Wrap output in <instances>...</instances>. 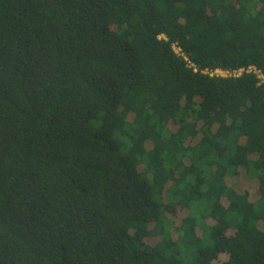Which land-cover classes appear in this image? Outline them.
Returning <instances> with one entry per match:
<instances>
[{"label": "trees", "instance_id": "trees-1", "mask_svg": "<svg viewBox=\"0 0 264 264\" xmlns=\"http://www.w3.org/2000/svg\"><path fill=\"white\" fill-rule=\"evenodd\" d=\"M0 264H264V0H0Z\"/></svg>", "mask_w": 264, "mask_h": 264}, {"label": "built area", "instance_id": "built-area-1", "mask_svg": "<svg viewBox=\"0 0 264 264\" xmlns=\"http://www.w3.org/2000/svg\"><path fill=\"white\" fill-rule=\"evenodd\" d=\"M251 69V68H250ZM252 70V69H251ZM240 72H242L241 70L237 71V72H233L232 74H229L228 72H220V71H216L215 75L217 76H222V77H227V76H237Z\"/></svg>", "mask_w": 264, "mask_h": 264}, {"label": "rangeland", "instance_id": "rangeland-1", "mask_svg": "<svg viewBox=\"0 0 264 264\" xmlns=\"http://www.w3.org/2000/svg\"><path fill=\"white\" fill-rule=\"evenodd\" d=\"M232 184L234 185V186H238V187H242L241 185L239 186V185H237V184H235V182H232Z\"/></svg>", "mask_w": 264, "mask_h": 264}]
</instances>
